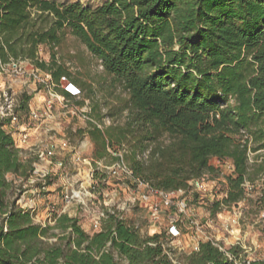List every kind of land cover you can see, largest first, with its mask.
I'll return each mask as SVG.
<instances>
[{
  "label": "trees",
  "instance_id": "1",
  "mask_svg": "<svg viewBox=\"0 0 264 264\" xmlns=\"http://www.w3.org/2000/svg\"><path fill=\"white\" fill-rule=\"evenodd\" d=\"M67 34L99 61L107 94L124 93L104 114L97 100L91 106L99 122L126 112L121 124L84 130L97 156L122 150L113 159L131 179L164 191H187L190 180L215 172L212 157L229 159L226 194L210 208L245 198L249 153L264 149V0H0V64L28 59L54 83L66 76L94 98L92 87L57 62L54 49ZM40 46L50 48L48 62L38 57ZM29 99L23 93L19 108L28 110ZM8 127L0 117V264H174L162 231L141 234L115 210L92 233L66 213H55L53 224L35 223L25 190L9 199L14 185L6 175L27 180L37 157L15 145ZM237 249L228 248L234 256ZM185 259L234 264L212 240ZM241 264H264V257Z\"/></svg>",
  "mask_w": 264,
  "mask_h": 264
},
{
  "label": "rangeland",
  "instance_id": "2",
  "mask_svg": "<svg viewBox=\"0 0 264 264\" xmlns=\"http://www.w3.org/2000/svg\"><path fill=\"white\" fill-rule=\"evenodd\" d=\"M54 1L96 5L103 0ZM54 52L57 62L67 68L75 80L83 82L86 88L92 87L96 96L91 98L87 91H80L71 84L73 94L70 93L69 98L62 100L52 96L49 92L60 95L57 87L49 85L45 72L36 69L28 59L19 61L22 68L20 74L13 73L11 69L0 72V88L6 89L18 105L19 121L16 125L11 123L8 130H11L17 147L37 157L33 162L35 173L27 180L23 181L10 173L6 175L14 185L9 199H13L18 188H21L25 190L23 204L29 206L35 223L53 224L55 213H66L77 216L88 233L99 229L101 218L108 211L115 210L126 223L137 225L141 234L162 231L164 248L182 263H185L186 255L194 250L197 242L205 240H212L227 249L238 246V256L252 259L264 257V206L259 202L264 170L257 166L259 163L264 166V149L249 153V179L244 183L246 194L237 203L221 205L217 212L210 208L208 200H220L225 196L226 176L234 169L230 160L219 161L212 157L210 163L215 172L206 173L199 179L206 190L202 198L191 186L187 191L170 195L174 202L185 204L182 214H178L175 205L160 203L159 212L154 215L151 204L160 200L155 194H150L145 185H137L123 173L114 174L111 169L105 168L113 166L116 162L113 157L121 155L122 150L115 151L109 147V154L99 157L92 140L84 132L90 124L104 129L111 124L123 123L126 112L115 118L104 117L99 122L92 115L91 106L97 100L104 114L109 106L116 103V96L123 97L124 93L117 88L111 96L107 94V83H99L104 78L99 61L70 34L65 36ZM37 54L48 62L50 48L40 46ZM23 93L30 96L29 111L19 108ZM33 112L38 113L37 118L32 117ZM23 133L27 134L25 142L21 138ZM64 141L67 142L65 148L62 147ZM50 146L54 147L53 155L46 154V148ZM42 172L45 173L43 177L40 176ZM170 215L177 219L171 220ZM171 224L177 226L178 235L170 236Z\"/></svg>",
  "mask_w": 264,
  "mask_h": 264
},
{
  "label": "built area",
  "instance_id": "3",
  "mask_svg": "<svg viewBox=\"0 0 264 264\" xmlns=\"http://www.w3.org/2000/svg\"><path fill=\"white\" fill-rule=\"evenodd\" d=\"M11 69V71L15 74H20L22 72V68H21V65L19 64V61H11L9 63H6V64H0V72H5L7 70ZM37 69V68H36ZM33 76H36L34 72H32ZM45 77L48 79V84L51 85V86H54V87H60L62 88L63 90L71 93H72V90L70 88V82L69 80L67 79L66 76H60L59 80L57 83H54L52 80H51V76L49 73H46L45 72ZM72 85V84H71ZM52 96H55L57 98H60L62 100H65L64 96H61L56 94V93H51L49 92ZM17 100H15L11 94L4 88H0V117L2 118H8L10 120V124L13 123V124H17V122L19 121V115L17 114ZM32 117L33 118H37L38 117V113L36 112H33L32 113ZM22 137V141L25 142L26 139H27V134L26 133H23L21 135ZM62 147H67V142H62ZM107 150L110 151V148L108 147ZM54 153V147L53 146H50V147H47L46 148V154L47 155H53ZM219 161H226V160H229V159H218ZM90 162V160H89ZM231 162V161H230ZM99 164V163H98ZM113 166H110V167H105L106 169H111V171L115 174V173H118V172H121L123 173L125 176L127 177H131V170L127 167V165L122 161H116L114 164H112ZM35 173V169L33 170V174ZM45 173L42 172L40 176H44ZM33 176V175H32ZM31 176V177H32ZM137 185L138 184H143L147 187L148 191L150 192V194H155L160 200H159V203L157 202H154L151 204V208L153 210V214H157V212H159V205L160 203H162L163 205H167V206H173L175 205L177 207V211H178V214H180L183 209H184V206L185 204H181V203H178V202H174L173 198H171V194L177 192V191H184V190H174V191H164V190H160V189H155V188H152L150 187L147 183L141 181L140 179L138 178H134L132 179ZM189 184L198 192L197 196L198 197H201L202 198V193H205V188L203 187V185L201 184L200 180L199 179H192L189 181ZM215 199H212V200H208L209 204H211ZM182 214V213H181ZM170 217L172 218L171 220H176L177 218L174 217V215H170ZM177 217H179V215H177ZM133 225V224H132ZM135 228H137V225H133ZM169 234L170 236H176L179 234V231L177 229V226L175 224H171L170 225V228H169ZM213 242V241H212ZM214 245H216L218 247L219 250H221L223 253H225V255L227 256V258L232 261L234 264H241L242 262L246 261V262H249L250 260H253L252 258H249L248 256H234L230 253V251L225 248L224 246L216 243V242H213ZM198 246H199V242H197V244L193 247L194 250H197L198 249ZM164 247V245H163ZM167 254L169 255V253L167 252ZM171 261L174 263V264H186V263H182L176 259H174L171 255H169Z\"/></svg>",
  "mask_w": 264,
  "mask_h": 264
},
{
  "label": "crops",
  "instance_id": "4",
  "mask_svg": "<svg viewBox=\"0 0 264 264\" xmlns=\"http://www.w3.org/2000/svg\"><path fill=\"white\" fill-rule=\"evenodd\" d=\"M28 105H29V103H28ZM29 111V110H28ZM10 126H11V124H10Z\"/></svg>",
  "mask_w": 264,
  "mask_h": 264
}]
</instances>
